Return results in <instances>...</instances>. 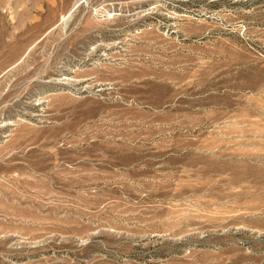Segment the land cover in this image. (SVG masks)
<instances>
[{
  "label": "rangeland",
  "instance_id": "374dc122",
  "mask_svg": "<svg viewBox=\"0 0 264 264\" xmlns=\"http://www.w3.org/2000/svg\"><path fill=\"white\" fill-rule=\"evenodd\" d=\"M0 264H264V0H0Z\"/></svg>",
  "mask_w": 264,
  "mask_h": 264
}]
</instances>
